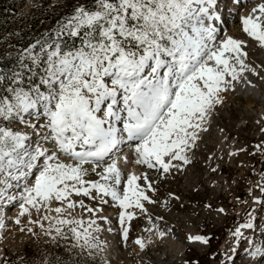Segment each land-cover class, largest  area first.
Wrapping results in <instances>:
<instances>
[{
    "label": "snow or ice",
    "instance_id": "obj_1",
    "mask_svg": "<svg viewBox=\"0 0 264 264\" xmlns=\"http://www.w3.org/2000/svg\"><path fill=\"white\" fill-rule=\"evenodd\" d=\"M245 2L75 0L42 38L0 54V212L18 205L14 223L28 217L21 232L35 235L39 227L53 242H69V255L47 264H79L103 251L101 233L114 231L102 215L110 203L120 210L124 241L139 218L136 210L155 228L145 207L158 203L150 193L193 164L201 134L228 94L238 85L256 87L251 77L264 80L258 71L264 66L248 60L249 41L224 35L222 27L229 4L238 10ZM241 24L264 48V2ZM256 148L264 151V145ZM121 161L141 173L125 175ZM89 166L97 179L88 178ZM249 193L246 219L231 230L227 248L211 254L213 264H236L241 250L243 264H264V227L254 214L264 211V169ZM77 209L87 219L75 216ZM171 231L160 227L157 236ZM212 239L187 236L204 247ZM135 243L147 246L143 238Z\"/></svg>",
    "mask_w": 264,
    "mask_h": 264
},
{
    "label": "rangeland",
    "instance_id": "obj_2",
    "mask_svg": "<svg viewBox=\"0 0 264 264\" xmlns=\"http://www.w3.org/2000/svg\"><path fill=\"white\" fill-rule=\"evenodd\" d=\"M0 2L6 3L5 9L0 10L5 13L4 21L14 28L28 26L31 17L41 21V18L48 16L49 13L53 18L60 20L65 9H71L72 12L75 0H0ZM18 16L25 19L19 21ZM236 18L230 23L226 19L228 22L225 26L229 25L230 31L232 29L237 31L241 26V20ZM47 25L48 23L37 24L35 31H41V28ZM41 35L37 36L36 32L31 31L26 36V40L40 39L43 37L42 33ZM20 38L19 34L7 38V44L3 46L4 50L15 51L29 44V41L17 43ZM248 54L250 55L249 52ZM229 95L230 101L226 100L218 108L208 124V131L201 134L202 139L192 154L193 164L182 175L177 174L174 179L169 178L167 182L159 184L158 193H150L158 200L156 204H145L148 213L151 212L150 215L156 220L155 229L151 225L152 221L149 222L147 216L136 210L139 218L131 221L127 241H121L118 249L111 248L109 244L112 234L103 231L101 233L105 242L103 251L94 256L85 255L83 258L88 264H143L142 261L159 264L157 257L161 253L165 256L166 253L171 254V250L176 251V243L182 250L181 257L177 258L174 256L175 251H172V257L168 258V261H163V264H187L188 261L197 260L199 264H213L211 254L227 248L228 243L232 241L231 230L242 218L246 219L244 214L251 204L249 189L258 180L260 171L264 169V151L256 148V145H264V131H262L264 123L257 119V105L252 109L248 108L247 99L236 93ZM257 103L259 102L256 101ZM230 152L236 154L229 156ZM120 166H122V172L127 175L131 165L126 166L123 163ZM213 166L217 167L216 172L211 171ZM134 168L141 173L142 169L139 166ZM89 171L88 178L97 179L95 174L91 173L90 166ZM170 193L179 197V200L166 199ZM256 195L260 193L257 192ZM77 199H83V197ZM241 200L248 201V204L241 203ZM87 203L91 204V202ZM209 205L211 208L208 207ZM221 207L226 210L225 214L217 211ZM253 207L256 206L253 205ZM16 209H18L17 213ZM19 211L17 205L0 212V222L4 224L3 229H0V264H47V261H51L53 257L58 259L61 252L67 250L69 253L67 240L59 239L53 242L39 227L35 228V235L27 231L21 232L19 229L27 224L28 217L21 218V225H16L14 220ZM111 211L114 212L113 222L117 224L120 210L111 203L105 206L102 215ZM254 214L259 216L258 223L264 227V211H257ZM74 215L77 217L83 215L87 219V214L79 209L74 212ZM33 216L35 217V213ZM161 216L164 217L163 221L158 219ZM107 225L105 224L104 227L106 228ZM160 227L170 228L172 231L170 235L157 241L155 234ZM154 231L155 234H153ZM201 233L213 237L211 247L182 244L188 241V235ZM137 238H143L146 242L145 249L141 250L135 243ZM168 238L173 244L170 248L166 242ZM156 249L157 252H154ZM115 250L113 255L118 258H110V253ZM153 253L156 258H147ZM244 254L243 250L239 252L240 259H237L236 264H243Z\"/></svg>",
    "mask_w": 264,
    "mask_h": 264
},
{
    "label": "bare ground",
    "instance_id": "obj_3",
    "mask_svg": "<svg viewBox=\"0 0 264 264\" xmlns=\"http://www.w3.org/2000/svg\"><path fill=\"white\" fill-rule=\"evenodd\" d=\"M258 2H264V0H246V2L243 4L242 7H240L238 10L235 9L233 6H231L229 8V12L231 14H227L226 15V19L229 21V23L234 20L236 17H238L240 20H241V17L244 16V15H247L250 10L256 6V4ZM237 19V18H236ZM222 26L223 27V30H224V35H231L233 36L234 34H236L235 36H233L234 38L237 37V38H241V39H245V40H248L249 41V46L248 48L246 49L250 55L248 57V60L249 62L253 65V66H264V48H261L256 42H253L250 40V38H248L246 36V34L243 33L242 31V24L241 26L238 28L237 31H230L229 30V25L225 26L227 24V22ZM228 23V24H229ZM241 32V33H240ZM258 71H261V75L264 76V70H261L260 67H258ZM251 79L253 80V82L257 85L256 87H245V86H242V85H238L237 86V89L234 93H236L237 95H240L242 96L243 98L247 99L246 100V105L248 108H253V106H256L257 105V109H256V116H257V119L259 120V122H262L264 123V80H260L256 77H251ZM229 95V94H228ZM231 97V95H229ZM228 97V96H227ZM226 100H229L230 101V98L228 97ZM228 101V102H229ZM256 101L259 102L256 104ZM262 101V102H261ZM131 153H132V150L131 149H125L124 150V154H126V156L128 157H131ZM120 164H123V162L121 161ZM125 167V166H124ZM136 167V166H135ZM130 170H129V173L130 172H135L136 174H140L139 171H137L134 166H130L129 167ZM11 211V210H10ZM16 213L18 212V209L15 210ZM139 212V211H138ZM137 213V212H136ZM15 214V213H14ZM103 214V213H102ZM149 215L151 214L148 213ZM13 215H11L12 217ZM104 216H107L110 218V223H106L108 224L106 226V228L108 227H111L112 229H114V231L111 232L112 234V238L110 239V246L111 248H117L119 247V244L121 243V241H123L122 239V231L123 229L120 227L119 223L117 222V224H114L113 222V216H114V212L111 211V212H107V214H104ZM151 216V215H150ZM10 217V218H11ZM148 218V217H147ZM149 220V219H148ZM151 220H149L150 222ZM110 224V225H109ZM151 225L153 226V223L151 222ZM150 225V226H151ZM157 227V226H156ZM155 229V228H154ZM156 231V230H155ZM155 231L153 234H155ZM157 232V231H156ZM155 240L159 241L161 239L158 238L157 236V233L155 234ZM168 241L167 244L170 247L173 246L172 242H170L169 238L166 239ZM173 240V239H172ZM178 240V239H177ZM182 241V240H181ZM186 241V240H184ZM146 243V242H145ZM184 243H187V245H192V246H201L199 244H191L189 241H186V242H182V244ZM179 244L176 243L175 244V248H176V251L175 250H171V254L169 253H166L165 256L163 255V253L160 254V256H158L157 258H159L158 261H160L159 264H163L162 262L163 261H168V258L172 257V251L174 252L175 251V254L174 256H176L177 258H180L181 257V249L178 248ZM116 249V250H117ZM115 251H112L110 253V258H118V257H115L113 254ZM140 250H138L139 252ZM141 252V251H140ZM143 252V251H142ZM154 252H157V249L154 251ZM145 253V252H144ZM143 253V254H144ZM155 253L153 254H149L147 258H156ZM164 256V257H163ZM138 258H141V257H138ZM246 257L243 258V260L245 259ZM143 264H151L150 262L148 261H142ZM241 262V261H240ZM243 262V261H242ZM241 262V263H242ZM152 264H158V262H154Z\"/></svg>",
    "mask_w": 264,
    "mask_h": 264
},
{
    "label": "trees",
    "instance_id": "obj_4",
    "mask_svg": "<svg viewBox=\"0 0 264 264\" xmlns=\"http://www.w3.org/2000/svg\"><path fill=\"white\" fill-rule=\"evenodd\" d=\"M5 2H0V10L2 11L3 9H5ZM8 6V5H7ZM0 11V54H4L7 52H11L10 50L5 51L3 46H5V44H7L6 39L9 37L14 36L15 34H19L21 36L20 41H18L17 43H22L23 41H29V43L33 42L35 39H31L29 38V40H26V36L28 35L29 32L34 31L36 32L37 36H42L41 33L44 35L47 29L53 28L58 19L57 18H53L52 14H48V16H45L44 18H41V21L35 20L32 17L30 18V24L26 27H22V26H18V27H14L11 28L10 25H8L6 23V21H4L3 16H5V13ZM71 13V9H65L64 10V15L63 17L66 18L69 14ZM25 18H22L21 16H18V20L22 21ZM44 23H48V25L45 28H41V31H35L37 24H44ZM40 32V33H38ZM3 34L5 36H3ZM14 41H12L13 43ZM2 46V47H1ZM62 248V246L60 247ZM63 251V248H62ZM69 253L67 252V250L61 252V254L59 255L60 260H63L66 256H68ZM73 260H77L78 258H75L74 256H72ZM85 258H82L79 260V264H84L85 262ZM17 264V263H15ZM86 264H88V262L86 261Z\"/></svg>",
    "mask_w": 264,
    "mask_h": 264
}]
</instances>
